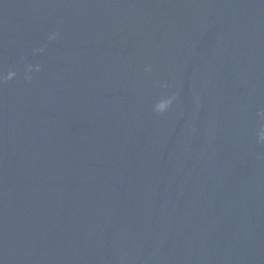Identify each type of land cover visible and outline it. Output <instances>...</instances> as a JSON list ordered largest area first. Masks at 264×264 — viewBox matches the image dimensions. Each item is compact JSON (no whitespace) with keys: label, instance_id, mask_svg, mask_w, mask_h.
Returning <instances> with one entry per match:
<instances>
[{"label":"water","instance_id":"1","mask_svg":"<svg viewBox=\"0 0 264 264\" xmlns=\"http://www.w3.org/2000/svg\"><path fill=\"white\" fill-rule=\"evenodd\" d=\"M0 264H264V0H0Z\"/></svg>","mask_w":264,"mask_h":264}]
</instances>
